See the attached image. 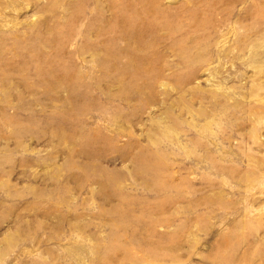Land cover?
I'll use <instances>...</instances> for the list:
<instances>
[{
  "label": "rangeland",
  "instance_id": "obj_1",
  "mask_svg": "<svg viewBox=\"0 0 264 264\" xmlns=\"http://www.w3.org/2000/svg\"><path fill=\"white\" fill-rule=\"evenodd\" d=\"M0 264H264V0H0Z\"/></svg>",
  "mask_w": 264,
  "mask_h": 264
}]
</instances>
